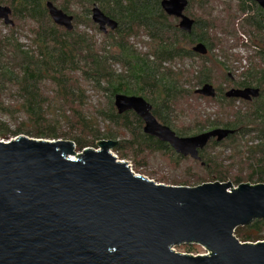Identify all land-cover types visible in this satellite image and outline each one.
Here are the masks:
<instances>
[{"label": "trees", "instance_id": "obj_1", "mask_svg": "<svg viewBox=\"0 0 264 264\" xmlns=\"http://www.w3.org/2000/svg\"><path fill=\"white\" fill-rule=\"evenodd\" d=\"M163 1L0 0V6L11 9L15 24L7 27V35L0 32V139L70 140L78 153L113 141L118 144L113 152L122 160H131L137 169L146 167V158L156 154L176 166L189 161L145 135L144 123L134 112L119 115L114 107L118 94L143 97L156 119L179 137L215 129L234 131L228 139L213 140L200 152L201 161L194 163L203 171L201 176L189 172L191 181H174L172 186L227 183L235 164L240 175L233 178L234 184H264V12L256 4L235 0L226 6L224 23L213 15L211 0H188L186 15L195 24L187 34L179 29L177 19L165 14ZM48 2L74 17L72 32L54 24ZM94 7L118 23L115 31L102 35L100 44L88 33L95 29L91 20ZM241 19L238 27L250 38L251 46L246 47L256 49L258 63L244 71L241 80H235L226 63L234 46L231 38L232 44L237 43L233 40L235 25ZM82 25L86 29L80 31ZM21 38L27 40L26 45ZM142 43L147 52L137 48ZM198 44L207 47L208 55L193 52ZM217 49L219 56L215 55ZM220 57L226 62L217 61ZM187 63H192L190 69ZM217 72L224 79L218 88L214 86ZM206 84L213 85L218 94L215 99L202 98L215 103L221 112L196 129H179L180 107L183 112L184 101L196 96L195 88ZM247 88L260 89V97L250 103L225 97L231 89ZM89 90L105 96V102L98 100L91 110L85 98ZM10 120L16 122L15 130L10 129ZM216 149L217 154L212 153ZM225 152L230 156L224 157ZM225 161L232 165L226 166ZM234 236L243 244L264 242V219L237 228Z\"/></svg>", "mask_w": 264, "mask_h": 264}, {"label": "water", "instance_id": "obj_2", "mask_svg": "<svg viewBox=\"0 0 264 264\" xmlns=\"http://www.w3.org/2000/svg\"><path fill=\"white\" fill-rule=\"evenodd\" d=\"M245 1L264 12V0ZM188 5V0H165L161 7L191 34L195 22L186 15ZM46 6L56 26L74 30L73 16L51 2ZM11 16L9 7L0 6L5 26L14 27ZM91 20L104 35L118 28L98 7ZM193 52L208 55L204 44ZM195 93L217 97L211 84ZM225 97L250 103L260 89H231ZM114 107L119 115L134 112L145 135L194 161H201L200 152L211 141L234 135L215 129L179 137L156 119L143 97L118 94ZM117 145L103 141L99 151L78 155L71 141L0 139V264H264V242L243 244L234 236L237 228L264 219V184L237 190L219 182L195 188L158 185L115 157L111 151ZM194 245L210 256L176 252Z\"/></svg>", "mask_w": 264, "mask_h": 264}, {"label": "rangeland", "instance_id": "obj_3", "mask_svg": "<svg viewBox=\"0 0 264 264\" xmlns=\"http://www.w3.org/2000/svg\"><path fill=\"white\" fill-rule=\"evenodd\" d=\"M236 3L235 0H211V6L213 7L214 16L217 17L219 16L221 20L227 21V12H224L226 9V6H232V4ZM198 9V8H197ZM197 10L195 9V14L200 15V11L196 12ZM223 11V12H222ZM81 17H83L81 15ZM8 26H5L2 21H0V32L2 36H5L8 34ZM93 27L95 29L88 30V33L92 35L95 38V41L100 44L103 42V33H100L99 28L93 24ZM85 26L82 25L79 27L80 31L85 30ZM235 31L237 33V36L233 39L234 41L237 40V43L232 44L233 41L232 38L230 40V44L234 45L232 46V49L229 52L230 58L229 62H227V66L229 67V74H231L232 77L235 78V80H241L242 79V73L246 70H248L250 67H252V64L258 63V58L256 59L255 53H253L254 49L252 50L250 47L246 46H251V41L249 37H246L242 31H240L239 27L235 25ZM110 32V30H109ZM108 32V33H109ZM107 33V34H108ZM105 36V35H104ZM243 36L245 37V40H243ZM241 40L243 42H241ZM24 38H21V42L23 44H27ZM137 48L139 50H142L143 52L148 51V47L146 46L145 43L138 44ZM215 55L219 56V49L215 51ZM253 57V59H251ZM221 62H226L223 58H217V61ZM192 64V63H191ZM190 63L186 64V68L188 69L191 65ZM116 69H121L119 66H116ZM190 69V68H189ZM216 81H215V87L218 88L221 86L223 82V78L220 75L219 72L216 73ZM224 87V86H223ZM199 88H195L197 90ZM196 95V94H195ZM86 98V103L88 105V110H91L92 107H94L95 104H98V100L102 103L105 102V96L102 95H94L93 92L90 90L86 92L85 94ZM240 106V103H237V107ZM182 107V106H181ZM179 109V114L177 117V124L176 126L179 129H196L200 125H203L205 121L208 119L210 116L211 121L217 118V115L221 112L218 110V106L215 103H211L208 101H205L201 96L196 95L193 98L187 99L184 101V111L181 112V108ZM14 123V124H13ZM15 125V127H14ZM10 129L15 130L16 128V122L10 120ZM207 132V131H204ZM203 132V133H204ZM18 138V137H17ZM15 139H12L10 141H13ZM6 141V142H10ZM62 141H70V140H62ZM72 142V141H71ZM101 142V141H100ZM99 143V142H98ZM97 143V144H98ZM91 150L99 151L100 147L98 148H88ZM77 152V151H76ZM220 152V151H218ZM82 152H77L78 155H80ZM111 153L117 157L120 161L127 162L128 164H131L133 167L134 174L136 176L143 177L145 179H148L149 181H152L158 185H166V186H172L171 183L174 181H180V182H186V181H191V176L189 172H191L194 175H199L201 176L203 174V171L200 170V167L194 163V160L191 158H186L189 159V161H184L180 163V166H176L169 158L166 156H163L162 154H156V155H151L146 158L147 166L144 168H138L135 166V163H133L131 160H122L121 156L117 155V153H114L113 150ZM212 153L217 154V149L216 151H212ZM230 154L225 152L224 157H229ZM75 157H73L74 159ZM232 162H227L225 161L226 166L227 165H232ZM235 163V162H234ZM239 169V165L235 164L232 166V169H230V175H229V180L227 183H231L232 188L239 187L241 185H251L250 183H247L246 181L243 182L241 185L237 186L236 184L233 183V178L239 177L240 171H237ZM243 177V176H242ZM193 181V180H192ZM213 183V182H211ZM255 186V185H251ZM195 188V187H191ZM187 246H182L179 248H176V252L183 254V255H190L193 257H198V256H204L207 255L206 251L201 248L200 246L194 245V246H189L188 251L187 249H184ZM182 252H194L193 254L189 253H182Z\"/></svg>", "mask_w": 264, "mask_h": 264}, {"label": "built area", "instance_id": "obj_4", "mask_svg": "<svg viewBox=\"0 0 264 264\" xmlns=\"http://www.w3.org/2000/svg\"><path fill=\"white\" fill-rule=\"evenodd\" d=\"M243 40H245V37L243 36ZM242 41V40H241ZM243 42V41H242ZM254 50H256V49H254ZM78 159V156H76L73 160H77ZM133 166L131 165V164H129V168H130V170L134 173V171H133V168H132ZM239 187H236V188H232V190H237ZM232 190H230L229 192H231ZM206 251V250H205ZM206 254L207 255H204V256H210V252H208V251H206Z\"/></svg>", "mask_w": 264, "mask_h": 264}, {"label": "flooded vegetation", "instance_id": "obj_5", "mask_svg": "<svg viewBox=\"0 0 264 264\" xmlns=\"http://www.w3.org/2000/svg\"><path fill=\"white\" fill-rule=\"evenodd\" d=\"M246 2H249V3H251V4H256L258 7H259V5L256 3V2H254V1H246ZM260 8V7H259ZM261 9V8H260ZM262 10V9H261ZM263 11V10H262ZM244 18H246V16L244 17ZM240 21H242V19L241 20H239L238 22H237V26H239V24H240ZM5 25V24H4ZM233 79H235V78H233ZM254 89H256V88H254ZM228 92V91H227ZM217 94H218V92H217Z\"/></svg>", "mask_w": 264, "mask_h": 264}]
</instances>
